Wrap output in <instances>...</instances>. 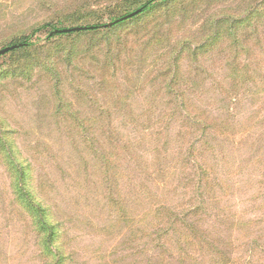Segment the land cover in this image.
Masks as SVG:
<instances>
[{"label": "trees", "instance_id": "16d2710c", "mask_svg": "<svg viewBox=\"0 0 264 264\" xmlns=\"http://www.w3.org/2000/svg\"><path fill=\"white\" fill-rule=\"evenodd\" d=\"M179 1L70 0L51 13L54 19L50 17L33 27L29 34L14 37L2 45L0 51L16 48L0 57L11 68L1 77L12 70L17 74L23 72L26 78L36 72L43 73L46 80L48 76L55 81V87H62L70 73L76 81H96L94 88L88 84H78V89L72 87V100L65 105L60 103L53 119L57 130L64 131L62 134L71 149L70 158L64 166L57 168L56 177L63 174L79 185L80 181L71 176L77 172L79 177L91 183L90 190H97L101 210L107 213L106 221L89 222L95 235L117 238L127 230L132 241L148 238L155 249H162L163 254L168 252L179 264H206L205 259H209V264H264V246L253 251L248 259L242 252L234 251V247L240 245L239 240L223 241L203 227L206 225L202 222L210 218V210L218 207L220 201L219 191L209 175L211 167L204 159L207 155L198 153L197 157L196 152L209 151L211 141L228 139L238 125L237 117L230 114L231 109L215 113L192 98V94L201 91L211 78L210 69L201 65L208 58L225 63L220 67L225 72V79L217 89L229 99L230 103L225 102L226 107L235 105L239 101L236 99L247 91V86L257 89L255 94H264V52L256 53L249 47L250 44H264V5H254L243 17L234 15L230 20L210 22L213 34L209 38L201 37L198 46L192 49L191 41L181 42L174 37L169 40L164 34V28L171 26L174 16L189 11V8H182L183 1ZM102 3L106 6L90 18L96 12L92 10L93 6ZM52 5V2H44V7ZM74 28L83 30L58 32ZM162 31L163 58L153 57L150 71L156 77V81H152L154 84L118 85L119 77L148 75L143 73L142 64L148 65L152 56L150 50L161 42ZM40 34L46 37L45 40L38 37ZM41 42H45L44 45H40ZM217 42L235 51L230 49L215 54L210 49ZM166 43L169 44L164 46ZM239 46L242 51L238 50ZM36 53L45 55L37 56ZM62 65L67 66L65 73ZM211 69L216 70V67ZM94 90L105 99L98 101L91 95ZM126 92L129 96L124 100L116 98L119 93ZM140 92H148L150 97L134 100ZM155 94H163V97L155 98ZM77 108L84 110L85 115L77 113ZM136 108H141L143 113H134ZM175 124L180 125L175 140L182 141L190 134L199 137V147L192 144L189 149V155H194L192 160L198 166L199 178L186 186L197 187L192 195L197 205L191 207H171L160 191H152L142 182L135 185L139 187L135 194L124 187L132 172L140 171V176L147 172L150 180L163 176L161 161L168 151L163 153L160 146ZM1 135L0 144L9 134ZM9 148L5 145L1 150L5 154L11 202L15 215L34 235L41 264H77L73 260L74 253H70L71 239L63 209L56 203L60 192L58 186L64 179L51 178V169L45 172L47 169L36 161L25 163L18 159L13 144ZM138 148L143 149V153H139ZM261 210L263 216L258 219H229L232 228L264 232V201Z\"/></svg>", "mask_w": 264, "mask_h": 264}, {"label": "rangeland", "instance_id": "374dc122", "mask_svg": "<svg viewBox=\"0 0 264 264\" xmlns=\"http://www.w3.org/2000/svg\"><path fill=\"white\" fill-rule=\"evenodd\" d=\"M45 1L52 2L53 5L44 7ZM68 1L70 0H0V49L5 42L11 41L14 37L29 34L37 24L47 21L50 17L51 20L54 19V14L51 13L58 11L59 5H65ZM181 1H183L182 8H189V11L186 14L180 13L174 16L171 19V26L164 28V34L169 37V40L174 37L181 42L185 39L191 41L192 49L198 46L201 37L209 38L213 34L214 29L210 27V22L230 20L234 15L243 17L254 5L257 7L264 5V0H180L179 2ZM104 6H106L104 3L93 6L92 10L96 12L90 18H94L100 12L98 9ZM160 34H162L161 42L154 44L151 48L152 56L147 62L148 65L142 64L143 73L149 76L119 77L118 85L127 87V85L142 83L152 84V81H156V77L151 75L150 71L154 64L152 58L157 55L163 58L161 54L163 53V31ZM38 37L41 40L46 38L42 34ZM44 43L41 42L40 45ZM167 44L169 43L164 46ZM249 47L250 51L256 53L264 52L263 42L250 44ZM230 49L235 51L217 42L210 50L216 54L228 52ZM238 50L243 49L239 46ZM36 55L44 56L45 53H36ZM220 62L222 61H214L211 58L201 62L204 68L210 69L208 74L211 78L207 79L201 91H195L192 94V98L215 113L221 109L227 111L231 109L230 114L237 117L235 122L238 126L235 133L228 139L211 141L207 148L209 151L196 152L197 157H199L198 153H201V156L207 155L204 159L211 167L209 175L219 191L218 200L220 201L218 207L210 210V218H206L207 221H203L202 224L206 225L203 227L210 229V233L218 239L239 240L240 245L234 247V251L242 252L249 259L253 251L264 246V232L257 229L249 232L238 231L232 228L230 220L258 219L263 216L261 206L264 201V94H255L254 90L257 91V89L252 88L251 85L247 86L245 94L236 99L239 101L235 105L226 107V103H230L229 99H225V96L221 95L222 92L217 89L225 79V72L220 68L225 63ZM0 67V137L1 134H9L8 138L5 137L0 144V151L3 153L2 155L0 152V264H41L42 260L34 245L32 231L15 215V208L11 202L10 180L4 166L5 154L1 149L7 145L9 150V145L13 144L18 159H23L25 163L36 161L38 165L47 169L45 172L51 169L50 177L55 179L58 173L57 168L67 163L71 150L67 139L62 134L64 131L59 132L53 120L57 115V107L60 103L65 105L72 100L74 95L72 87L78 89V84H88L94 88L96 81L87 82L85 79L76 81L69 76L70 73L66 75L68 78L62 87H55V81H51L48 76L46 80L43 73L36 72L26 78L23 72L17 74L12 70L1 77L2 73L11 68L5 64V60H0ZM61 67L65 73L67 66ZM211 67H216V70ZM91 95H95L98 101L105 99L95 90ZM127 95L129 96L127 92L119 93L116 98L123 99ZM130 97L132 98V95ZM145 97L149 98L150 94L140 92L134 96V100H143ZM156 97H163V94H155ZM92 100L95 101V99ZM141 111V108H136L133 112L143 113ZM76 112L85 115L84 110L77 108ZM110 113L119 112L110 111ZM169 132L160 146L163 153L168 151L161 161L163 176L153 177V180H150L149 173L146 172L140 176L141 172L135 171L136 174L132 172L128 176L124 187L127 192L130 188V193L135 194L138 187L135 185L142 182L152 191H160L163 200L167 199V204L171 207L197 205L192 197L197 187L190 185L187 188L186 186L187 183L192 184L199 179L198 166L192 160L194 155H189L192 144L195 148L199 147V137L196 138L193 137L194 134H190L182 141L175 140L177 133L180 132L179 124L173 125ZM140 149L138 148V152L143 153L144 150ZM35 154L36 157H34ZM128 160L130 159L125 161V166L128 165ZM71 176L75 181H80L79 185L74 184L69 178L66 179L63 174L59 173L56 177L57 181L64 179L62 185L58 186L60 192L56 196V203L63 209V217L69 229V239H71L70 253H74L73 260L77 264H179L178 260L171 258L168 252L163 254L162 249H155L148 238L132 241L127 230H124L123 234L117 238L95 235L88 226L89 222H104L107 219V213L101 210L102 202L97 197V190L93 188L90 190L91 183L79 177L77 172H73ZM149 229L151 230L152 227L150 226ZM205 260L206 264L210 263L209 259Z\"/></svg>", "mask_w": 264, "mask_h": 264}, {"label": "water", "instance_id": "95a60500", "mask_svg": "<svg viewBox=\"0 0 264 264\" xmlns=\"http://www.w3.org/2000/svg\"><path fill=\"white\" fill-rule=\"evenodd\" d=\"M133 16V15H131ZM113 24L109 25V26H112ZM83 30V28H74V29H65V30H62V31H58L60 33H69V32H76V31H81ZM16 48V46L14 47H8V48H5L3 50L0 51V57L5 55L6 53L14 50Z\"/></svg>", "mask_w": 264, "mask_h": 264}]
</instances>
